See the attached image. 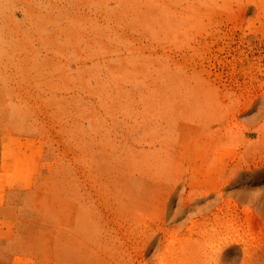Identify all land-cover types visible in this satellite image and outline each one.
I'll list each match as a JSON object with an SVG mask.
<instances>
[{
	"label": "rangeland",
	"instance_id": "374dc122",
	"mask_svg": "<svg viewBox=\"0 0 264 264\" xmlns=\"http://www.w3.org/2000/svg\"><path fill=\"white\" fill-rule=\"evenodd\" d=\"M0 264H264V0H0Z\"/></svg>",
	"mask_w": 264,
	"mask_h": 264
}]
</instances>
